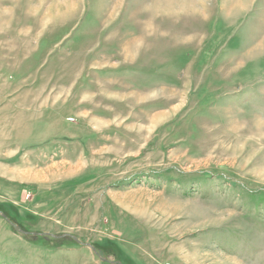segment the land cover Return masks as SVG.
I'll return each mask as SVG.
<instances>
[{"label":"rangeland","instance_id":"obj_1","mask_svg":"<svg viewBox=\"0 0 264 264\" xmlns=\"http://www.w3.org/2000/svg\"><path fill=\"white\" fill-rule=\"evenodd\" d=\"M113 263L264 264V0H0V264Z\"/></svg>","mask_w":264,"mask_h":264},{"label":"water","instance_id":"obj_2","mask_svg":"<svg viewBox=\"0 0 264 264\" xmlns=\"http://www.w3.org/2000/svg\"><path fill=\"white\" fill-rule=\"evenodd\" d=\"M21 233H24V232H22L21 230H19ZM24 234H28V233H24ZM33 235H37V233H32ZM42 235H48V234H42ZM54 238H56V237H54ZM87 247H89V248H91L92 250H93V248L90 246V245H87ZM94 251V253H96L95 252V250H93ZM99 257V256H98ZM99 259L101 260V261H104V262H107L105 259H103L102 257H99ZM114 264V263H113ZM120 264V263H119Z\"/></svg>","mask_w":264,"mask_h":264}]
</instances>
